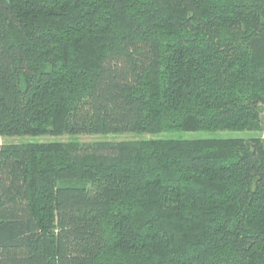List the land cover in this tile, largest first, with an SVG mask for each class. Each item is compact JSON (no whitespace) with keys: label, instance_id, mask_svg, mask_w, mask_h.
<instances>
[{"label":"trees","instance_id":"1","mask_svg":"<svg viewBox=\"0 0 264 264\" xmlns=\"http://www.w3.org/2000/svg\"><path fill=\"white\" fill-rule=\"evenodd\" d=\"M263 111L264 0H0V136ZM0 264H264V139L0 146Z\"/></svg>","mask_w":264,"mask_h":264},{"label":"rangeland","instance_id":"2","mask_svg":"<svg viewBox=\"0 0 264 264\" xmlns=\"http://www.w3.org/2000/svg\"><path fill=\"white\" fill-rule=\"evenodd\" d=\"M259 136L264 139V111L262 112V130L256 132H231V131H194V132H179V131H163L156 135L147 134H110V135H64V136H0V146L6 145H35L44 143H77L82 146H96L104 143L118 142H138L148 141L152 139H208V138H232V137H253Z\"/></svg>","mask_w":264,"mask_h":264}]
</instances>
